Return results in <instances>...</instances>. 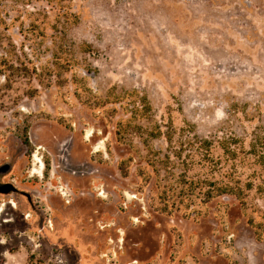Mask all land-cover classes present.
<instances>
[{
	"label": "rangeland",
	"instance_id": "rangeland-1",
	"mask_svg": "<svg viewBox=\"0 0 264 264\" xmlns=\"http://www.w3.org/2000/svg\"><path fill=\"white\" fill-rule=\"evenodd\" d=\"M2 56L39 77L0 76V264H264V0H0ZM229 137L245 205L182 200Z\"/></svg>",
	"mask_w": 264,
	"mask_h": 264
},
{
	"label": "trees",
	"instance_id": "trees-1",
	"mask_svg": "<svg viewBox=\"0 0 264 264\" xmlns=\"http://www.w3.org/2000/svg\"><path fill=\"white\" fill-rule=\"evenodd\" d=\"M48 2H51V0H48ZM58 49L61 50V47L58 46ZM56 60L57 57L55 54V61ZM32 73L33 76H31V73L25 66V64H13L5 56H2L0 59V76H3V80L7 86H9L10 82L13 81L11 78L13 77V75L23 78L35 77V79L39 77L34 69L32 70ZM126 96L136 97L137 101H133V103L138 102L140 104V109H136L134 112L132 111V114L127 120L119 122L116 125V137L118 142H125V139L130 132L140 128V125H137L136 121L141 120L142 118H147L149 113L151 112V107L146 97L142 96L139 98L136 91H131L130 93L122 92L121 96L119 97H116L113 91H110L108 93L106 101H109L111 97H116L114 98L115 100L120 99V101H123L126 99ZM160 136L161 132L159 130L156 131V134L151 133V137L158 138ZM23 143L24 145H27L28 142L27 140H23ZM141 143L143 146H147V142L145 141V139H143ZM200 145L208 152L210 142L203 140L200 142ZM218 145L226 161L231 163L232 170L234 172H232V174H229L228 177L223 178L226 179L224 181H185L183 183L184 186L179 189V194L181 195L182 200L191 199L194 195H197L200 196L203 202H208L216 197L233 196L241 206H244L246 192L250 191L253 188V177H255V172L247 175L244 184H241L242 175L241 173H238L236 171V168L238 167L236 162H238V164L239 162H243V159H241L240 161L237 160L238 154L240 152L239 150L242 149V147H240L241 140L239 138L229 137L228 139H223L222 141H220ZM247 154L256 158L257 163L262 164L264 168V131H258L253 134ZM165 159L168 160V157H165ZM161 162L164 163V161ZM178 179H180V182L184 180L181 177H179ZM176 187L177 186L173 183L170 185V188L172 190L176 189ZM262 191H264V187ZM257 229V235L260 236L261 227H258Z\"/></svg>",
	"mask_w": 264,
	"mask_h": 264
},
{
	"label": "flooded vegetation",
	"instance_id": "flooded-vegetation-1",
	"mask_svg": "<svg viewBox=\"0 0 264 264\" xmlns=\"http://www.w3.org/2000/svg\"><path fill=\"white\" fill-rule=\"evenodd\" d=\"M69 180H70L71 182H73L74 184H77V182L75 181V179H73V178L70 177ZM85 181H86V180L84 179V180H83V183H84Z\"/></svg>",
	"mask_w": 264,
	"mask_h": 264
},
{
	"label": "bare ground",
	"instance_id": "bare-ground-1",
	"mask_svg": "<svg viewBox=\"0 0 264 264\" xmlns=\"http://www.w3.org/2000/svg\"><path fill=\"white\" fill-rule=\"evenodd\" d=\"M66 146V144H62L60 147L61 149H59V151H63V148ZM55 148V147H54ZM72 166V165H71Z\"/></svg>",
	"mask_w": 264,
	"mask_h": 264
}]
</instances>
